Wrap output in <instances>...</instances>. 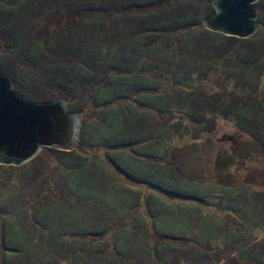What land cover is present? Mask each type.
Instances as JSON below:
<instances>
[{
	"label": "rangeland",
	"instance_id": "rangeland-1",
	"mask_svg": "<svg viewBox=\"0 0 264 264\" xmlns=\"http://www.w3.org/2000/svg\"><path fill=\"white\" fill-rule=\"evenodd\" d=\"M210 2L7 0L10 9H0V71L10 77L13 90L31 102H53L62 97L64 104L81 109L82 104L90 103V96L97 95L95 91H87L89 86H96L98 93L102 87L97 85H104L95 79L89 83L78 80L85 77L81 73L83 66L94 69L98 62L104 74L106 65H111L109 61L132 62L137 56H125V51L138 41V53H144L138 60L145 59L153 65L156 57L148 52L152 44L162 38V49H166L172 35L170 39L179 45L178 51L186 64L180 78L167 80L168 84L156 80L161 88L148 90L143 85L145 89L135 92V97L133 92L127 91L122 98L109 99L106 106H97L92 109L93 113H85L83 126L89 141L84 143H90L93 136L97 139L95 143H102L100 140L108 136L105 143L112 144L142 143V139L145 143H156L159 138V142L167 143L163 149L167 166L184 152L194 151L193 171L198 172L194 174L198 181L187 172L191 162L183 160L186 170L182 177L187 180L188 189L185 180L180 178L182 191L167 189L163 192L169 197H165L154 191L147 180L141 179V184L134 186L136 194L124 195L122 187L128 186L129 181L121 174L116 179L120 187L112 189L108 182L106 185L100 178L96 179L98 175L101 177L98 167L86 172L83 160L72 153H59L56 147L43 148L24 165H0V264H80L74 250L61 252L62 243L73 240L74 236L69 235L65 240L59 229H64V223L77 220L79 213L77 209L76 213L58 211L62 208L58 207L60 203L76 205L78 194L89 204L83 212L91 207L101 212L96 215L100 264H107L106 256L111 251V256L116 254L115 243L124 250L123 257L127 258L124 264H191L194 259L203 260L194 252L202 257L205 249L195 245L193 240L201 233L203 243L206 230L207 243L217 247L218 240L221 245L208 264H254L252 262L257 260L254 255L264 257V0L255 3L257 32L248 39L232 38L226 45L223 42L219 46L213 44L215 32L209 34L203 25L209 18L206 12L212 6ZM147 5L154 8V15L168 13L162 28L154 26L158 20H141ZM56 25L64 31L61 36L50 33ZM136 28L143 30V35H139ZM143 36L149 38L146 40ZM38 41H42L41 46ZM174 56L177 57L176 48ZM169 66L171 71L176 68L172 63H168ZM168 67L162 64L161 70ZM141 69L142 65L133 71L138 79L146 77V71ZM112 70L108 72L110 77L123 78L130 91L137 87L133 80L137 78L130 73L123 75L122 71ZM108 94L110 98L116 96L113 92ZM149 96L153 99L147 101L146 106L154 105L155 96L169 99V106L164 109V105L157 104L141 108V114L135 116L137 119L125 111L121 113L125 107L137 108L132 105ZM159 107L163 108L161 112H157ZM105 115L109 123L104 126L100 122ZM167 119L172 121L171 125ZM108 124L111 127H106ZM115 133L119 138L111 141L109 137ZM193 143L195 147L191 146ZM106 151V148H98L94 153L103 159ZM221 158L222 166L217 165ZM64 161L73 167L65 171ZM63 177L68 179L65 186ZM192 189L196 194L202 191L203 198L187 193ZM150 203L156 219L149 211ZM190 204L206 213L212 228H204V221L195 227L189 226L184 216L177 215ZM81 206H85L84 203L77 208ZM131 212L142 213L146 222H155L158 236L151 239L146 228H138L137 235L132 231L126 238H130L126 240L130 246H123L125 242L118 238L120 233H116L119 231L117 222H122L120 216ZM199 212L196 211V215ZM100 227L105 230L100 231ZM153 241L157 242V249L161 246L158 254L149 249V245H155ZM17 254L19 257H11ZM193 264L201 263L196 260Z\"/></svg>",
	"mask_w": 264,
	"mask_h": 264
},
{
	"label": "crops",
	"instance_id": "crops-1",
	"mask_svg": "<svg viewBox=\"0 0 264 264\" xmlns=\"http://www.w3.org/2000/svg\"><path fill=\"white\" fill-rule=\"evenodd\" d=\"M141 64H145V63H141ZM93 144L94 143H84V145L81 146L82 149H80V151L76 150V147L74 146L72 150L65 151V152H67L68 154L72 153L74 157L79 158L80 160H83L84 164H86V170H87L86 172H88L89 170L92 171L93 169H97L98 167L101 177L98 175L96 179L98 180L100 178L101 181H103V183L105 182L106 185L108 182V186L111 187L112 189H116V187H120L117 184L116 179H117V176L121 174L125 180L129 181L128 186L122 187V194L124 195L127 193L136 194L135 192L137 189H135L134 186L140 185L141 183H139V181H143V180H147L148 185H150L154 189V191H156L157 193L165 197H169V195L164 194V192H167V189L173 190L172 188H175L176 190L178 189L179 191H182V188H181L182 180L180 181V178L185 180L186 182L185 186L188 189L187 180L185 179V177H182L183 170H186L182 166L184 165L183 160L191 162V166L189 165L187 172H190L189 174L192 176V178L198 181V179L194 175L195 172L197 171H193V168H194L193 162H192L193 152H194L193 150H189L186 153L184 152L178 159H175V160L173 159L172 161L168 162L170 164L167 166L166 165L167 160H163V149L165 148L167 143H161V142L115 143V144L99 143L96 146H94ZM170 144L171 146L174 145V143H170ZM177 144L178 143H176V146H178ZM194 144L195 143H193L191 146L195 147ZM196 145L200 147L199 143H197ZM98 148H101V149L106 148L107 150L105 157L103 159L99 158L94 153V151L97 150ZM77 152H80V153L77 154ZM102 153H105V152H102ZM64 163L66 165L68 162L64 161ZM67 165L65 166V169H64L65 171L68 170L69 167H73L72 164H67ZM200 174L202 175L203 173L200 172ZM62 179H64L65 181L64 183V186H65L68 179L65 177H63ZM96 181H95V184H97ZM187 193H190L194 196L201 195L203 198L202 191H198V194H196L193 192V189H192V191H187ZM77 200H78V203L76 205L70 202H63V204L60 203V205H58V207L60 206L62 207L58 210L60 213H63V212L71 213V212H75L76 209L79 213V217L77 220L73 221L72 223L69 221L67 223H64V229L62 230L61 228H59L61 232L60 233L61 237H63L64 235L74 236L73 240L67 239L64 243H62L64 248H63V251L61 252L70 253L72 252V250H74L78 254V255L77 254L75 255V259L80 261V264H100L99 259H98V253H97L98 245H99L97 242L99 222H96V220L98 219L96 215L98 216V213H101V212H97V209H94L91 207V208L85 209L84 211L86 213L85 215V213L83 212V209L89 204H87V202L84 201V199L81 198L79 194H78ZM83 203L85 206H81L77 208L78 205L80 206ZM200 203H203V201H201ZM151 207H152V203H150L149 211H151L150 213L153 216V218L156 219L157 214H154L152 212ZM192 208H195V209H192ZM196 211L197 212L200 211L199 214L196 215L195 213ZM112 213H113L112 211L109 212V214L111 215ZM170 215H174V213H170ZM177 215L184 216L189 226L193 225V227H195L196 225L204 221L205 222L204 228L206 229L212 228V224H210V222L212 221L210 219L209 220L206 219L207 218L206 213L203 214L200 208L196 205L190 204L186 211L179 213ZM120 217H122V222L120 221L117 222L119 224L118 226L119 231H117L116 233H120L119 234L120 236L118 238H120L121 240L125 242L126 245H123V246L129 247L130 244L126 240H129L130 238L128 239L126 238L129 237L132 231H133V235H137V232H140L139 229H142V228L144 229L146 228V232L150 235L149 238L152 237L151 239H154L155 236H158L157 234L158 227H156L155 222L153 224L150 221L146 222L145 217L142 213L133 214V212H131L129 215L126 214ZM193 218L197 220H193ZM194 222H197V223H194ZM123 225L125 228H123ZM103 229H104L103 227H100V231H103ZM121 229L122 231H120ZM198 231L200 232V230ZM122 232L124 233V235H122ZM163 232L165 231L163 230ZM107 233L110 234V232H107ZM161 233H162V230L160 234ZM198 237L196 240L203 241L201 233ZM207 241H208V232L206 230V232H204V245H203L205 249V253L202 256L204 264H208L210 262V259H214V257H216L215 254L218 252L221 246L220 241L218 240H216V242H219L217 247L215 245L208 244ZM153 243H155V245L153 247L149 245V249L150 251L152 250L153 253L156 252L158 254L161 246L159 249H157V245H156L157 242L153 241ZM115 245L117 246V248H115L116 254H113V256H111V252H112L111 251L110 254L106 256V263L107 264H110V263L124 264L123 262L127 261V258L123 257V254H122L124 250H121L117 243H115ZM143 247L145 248V246ZM141 248L142 247H140V249ZM81 251H85V252L81 253ZM142 251H144V249H142ZM249 254L251 255V253ZM119 260L121 262H117Z\"/></svg>",
	"mask_w": 264,
	"mask_h": 264
},
{
	"label": "water",
	"instance_id": "water-1",
	"mask_svg": "<svg viewBox=\"0 0 264 264\" xmlns=\"http://www.w3.org/2000/svg\"><path fill=\"white\" fill-rule=\"evenodd\" d=\"M259 0H215L216 14L203 21L215 33L248 39L258 30ZM81 117L61 100L31 102L12 88L10 77L0 71V165L20 166L43 148L70 151L77 143Z\"/></svg>",
	"mask_w": 264,
	"mask_h": 264
},
{
	"label": "trees",
	"instance_id": "trees-1",
	"mask_svg": "<svg viewBox=\"0 0 264 264\" xmlns=\"http://www.w3.org/2000/svg\"><path fill=\"white\" fill-rule=\"evenodd\" d=\"M210 1H211L210 4L212 6H210V9H208L207 12H206V16L207 17H211V16L215 15L214 8H213V4H212L215 0H210ZM83 2L87 3V1H82V3ZM154 3L156 4V2H154ZM157 3H159V1H157ZM160 3H161V1H160ZM77 5H80V4L78 3ZM6 7H8V9H10L9 8L10 5L7 3V0L6 1L5 0L4 1H1L0 2V9H4ZM153 9L154 8H151V5L150 6L147 5V7L145 8L144 14L143 13L141 14L142 15L141 16V20H143V19H147V20H150L151 19L152 21L154 19H155L154 21H157L158 20L155 23L154 26H158V27L162 28L163 27V24H164L163 23L164 22L163 19H164L165 15H167L168 13H156L154 15V13H152L154 11ZM79 10H80L79 12L83 11V9H79ZM168 16H170V15H168ZM66 18H68V17H66ZM58 24H59V22H58ZM57 25H56L55 28H53V30H51L50 33H57L58 36L59 35L61 36V34H63L64 31H62V29H58L57 28ZM129 25H130V28L132 29V27H133L132 24H129ZM66 26H68V24ZM67 30H69V29H67ZM137 31H139V33H140L139 35H141V34L143 35V33H144L143 30L140 31L139 29H137ZM66 33H68V32H66ZM132 33H133V30H132ZM212 33L213 32L210 33V31H209V34H212ZM67 35H70V34H67ZM139 35L137 34V36H136V39L137 40L139 39ZM158 36H159V34H158ZM171 36L172 35H169V41H170V43H169L168 48H166V49H162V45H163V42H162L163 39L162 38H159L158 39V42H155V44H152V47L149 49L148 52H150L152 55H154V56H152L153 58L156 57V61L154 60V64L153 65H150V63H148V60H145V59L144 60L142 59V61H139L138 60V58H142V56L144 54V53H141L139 55V53H138L139 52L138 51L139 49H137V47H136V45L139 43V41H138L135 44L134 47L130 48V50L125 51V56H128V57L129 56L130 57H133L134 55H135L134 57L137 56L132 62L130 60L120 61V63H119L118 60H116L114 62L113 61H109L108 63H110L111 65H109V64L106 65V69L104 67V69H105L104 74H102V72H101L102 69H103V67L98 62L96 64V66L94 67V69H92L93 67H89V68L87 67L86 68L85 66H83L81 68V70H83L81 73L82 74H85V77L84 78L81 77L80 79L77 78L78 80H80L83 83H85V82L89 83L91 79H95L97 82H103L104 85L103 86H100L101 84L100 85H97V87H102V90L98 92L99 94L97 93L96 86H94V85L93 86L92 85L89 86L90 88H88L87 91H90V90L92 92L95 91L97 95H93V96H90V98H88L86 96V94H85L84 95L85 99H87V98L90 99L89 100L90 103H88V104H82L81 105V109H78L76 107L73 108V107L70 106L69 103H66L65 102V105H66L67 109L70 112H77V113L80 114V117H81V123L82 124L80 125V130H79V135H78V140H77L78 143H76V146L77 147H80V148H78V149L76 148V150L80 151V149H82L81 146L84 145V142H86L85 140H88V137H87L86 133L84 132L85 131L84 130V127L85 126H83V122H86L85 121V116H84L85 113H88V114L93 113L92 109L95 108V107H97V106H106V104H107V102H108L109 99L122 98L123 96H125V93L127 91L128 92H133L134 93V97H135V95L137 94V93L135 94V92H137V91L140 92V89H145L143 87V85L147 86L148 87V90L156 89V87L157 88H161L162 85L161 84H158L157 85L156 82H155L156 80L157 81L159 80L160 82H163V84H164V83H167L166 82L167 80H169V81H173V80L176 81V80H178L180 78V76H181L180 75V71L184 69V67L186 66V64H185V60L183 59L182 55L178 51L179 50V45L178 44H175V43H172L173 41H172V39H170ZM213 36H214L213 44L215 46H219L223 42H224L223 45H226V41H228V40H230L232 38H236V37L226 36V35L221 34V33H213ZM143 37L146 38V40H147V38H149L148 36H143ZM38 42H39L38 44L41 46L42 45V41H38ZM151 42H153V40L150 38V43ZM174 48H176L177 57L174 56ZM135 50H136V52H134ZM169 57L171 59H168ZM139 62L145 63V64H141ZM168 63L174 64L176 68L171 71V67L170 66L168 67ZM162 64H164L166 67H168L167 70L166 69L165 70H161ZM118 65H122V66L118 67ZM140 65L143 66V69H141V71L142 70H145L146 71V77L145 78L138 79L137 76L133 74V73H136V72H133V71L136 70V67H139ZM130 68H131V71H130ZM111 69H113L111 72H113L115 70L116 71H122L123 73H121V74H123V75H125V73H130V75L133 78H137V79H133L136 82L137 87L134 90H131L130 91L128 89L127 85L125 84V82L122 80L123 78H120V77L119 78H111L110 75L108 74V72ZM111 72H110V74H111ZM116 73H119V72H116ZM100 76H101V78L99 79ZM109 77H110V79H109ZM110 92L116 93V96H112V98H110L111 96H107V95H110V94H108ZM153 93L155 94V92H153ZM158 93H161V92H158ZM165 96L166 95H164V97ZM164 97L161 96V98H163V99H161L160 96H155L154 97V105L153 104H150V103L148 105L151 108L152 107H155V105H157V104L164 105V109H165L167 105L169 106V104H168V100L169 99H165ZM26 99H28V98H26ZM62 99L63 98L60 97V100H62ZM152 99H153V96H149L148 98H146V100H144V99L139 100V97H138V100L140 102H136L135 105H132L133 107H137V108L132 109L131 107H127V108L125 107L124 109L122 108L123 111H121V113H123L125 111L128 116L132 117L133 119L134 118L137 119V117H135V116H137V114L140 113L139 112V109L145 108V107H149V106H146L145 103L147 101H149V102L152 101ZM63 101H64V99H63ZM88 109H90V110L87 111ZM162 109H161V107H159L158 110H157V112H161ZM94 115H95V113H94ZM106 119H107V116L105 115L103 117V122H100L104 126L107 123H109V121H107ZM166 122L171 125L170 122H172V121H170V119H167ZM106 127H111V126H109V124H108ZM88 132H90V130ZM140 135H141L140 137H143L142 134H140ZM90 138L92 139V141L90 143H94L93 144L94 146H96L97 144H99V143H95L97 139L94 136L93 137H90ZM103 138H105V139L100 140V141L102 143H105L107 141L106 138H108V136L107 137H103ZM109 138H111V141H112L113 139L117 140V138H119V136L115 133V134H113ZM141 142L142 143H145V142H143V139L141 140ZM156 142H159V138L156 139ZM58 152L60 153V150H58ZM222 161H223L222 158L219 159L217 165H221L222 166ZM64 238L66 240L67 236H65ZM193 242L195 243V245H199L200 248L202 247L204 249V246H203L204 245V242L202 243V240H193ZM189 250H191V249H189ZM195 251H197V250H195ZM194 253L198 257L202 258L199 253H196V252H194ZM24 256H25V254H24ZM254 256H256V259L257 260L256 261H253L252 263H254V264H264V257L258 256L257 254L254 255ZM11 257L17 258V257H19V255L18 254H17V256L12 255ZM196 260H199L201 264H204V261L203 260H200V259H194V260H192L193 262H191V264H193ZM99 261H102V260L99 259ZM189 261H191V260H189Z\"/></svg>",
	"mask_w": 264,
	"mask_h": 264
}]
</instances>
